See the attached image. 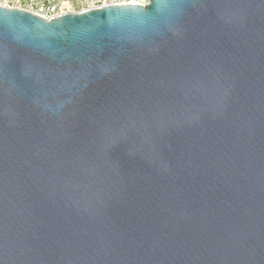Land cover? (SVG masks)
I'll list each match as a JSON object with an SVG mask.
<instances>
[{"label":"water","instance_id":"95a60500","mask_svg":"<svg viewBox=\"0 0 264 264\" xmlns=\"http://www.w3.org/2000/svg\"><path fill=\"white\" fill-rule=\"evenodd\" d=\"M0 264H264V0L0 5Z\"/></svg>","mask_w":264,"mask_h":264},{"label":"built area","instance_id":"2783aa9c","mask_svg":"<svg viewBox=\"0 0 264 264\" xmlns=\"http://www.w3.org/2000/svg\"><path fill=\"white\" fill-rule=\"evenodd\" d=\"M149 0H0V5L28 10L47 20L67 12L114 4L144 6Z\"/></svg>","mask_w":264,"mask_h":264}]
</instances>
